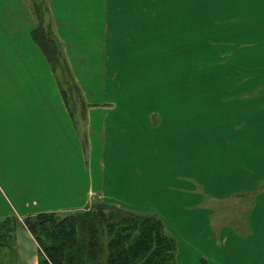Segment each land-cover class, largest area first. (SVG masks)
<instances>
[{"label":"rangeland","instance_id":"374dc122","mask_svg":"<svg viewBox=\"0 0 264 264\" xmlns=\"http://www.w3.org/2000/svg\"><path fill=\"white\" fill-rule=\"evenodd\" d=\"M25 1L37 25L33 0ZM206 2L109 0L110 15L105 18L106 10H103L99 30L92 32L104 36L95 46L96 55H90L92 66L72 64L63 45L59 47L56 70L49 65L54 76L51 78L55 80L52 93L40 84L27 90L17 85L0 86V111L23 109L24 104L16 99L24 98L30 89L39 95L44 89L55 103L61 95L68 106L82 139L80 152H74L71 160L87 163V173L81 176H85L81 181L91 189L95 180L96 190H91L89 200H103L110 206L105 218L95 219L102 246L97 245L100 250L85 264L109 260L105 245L117 236V222L126 217L135 226L132 230L135 234L144 226L153 227L164 237L175 238L179 251L174 254L173 264H202L203 258L209 264H241L240 261L264 264V241L249 242L239 236L249 223L240 204L248 203L254 194L253 191L241 193V190L255 185L241 182L239 165L242 159L249 161L251 155L258 156L260 162L264 159V134L253 130L243 134L242 139L239 129L229 128V122L238 119L239 100L252 94L254 78L264 80V65L258 70L248 65L234 71L229 64H222L216 51L221 54L225 50L226 54L221 55L227 56L236 46L225 48L223 41L214 36L217 24L212 28L210 23L196 18V15L200 17L198 11ZM41 3L44 22L55 28L50 0ZM157 3L162 9V19L157 18ZM228 26L225 23L221 29L227 30ZM248 46L254 48L256 44ZM105 57L108 65L102 61ZM257 57L259 62H264V56ZM212 58L218 63L210 66ZM11 80L14 79H7L6 83ZM55 103L50 109H58ZM92 146L98 152L95 159H92ZM244 175L249 176L248 168ZM101 180L103 189L96 183ZM81 181L77 182L79 188H83ZM127 183L134 184L132 188L128 186L132 197L117 190L125 191ZM83 196L80 192L64 202L82 206L86 201ZM210 196L216 199L202 202ZM96 201L84 209L59 214L61 217L70 213L85 214L94 210L90 207ZM205 206L217 211L228 209V212L227 215L207 214L209 210L206 214L192 212ZM123 208L130 211L123 212ZM144 214L150 218L144 220L141 217ZM37 215L13 216L20 222L18 228L23 225L28 229L26 218ZM114 224L116 227L109 228ZM76 232L77 241L85 245L89 240L85 228L78 225ZM228 232L230 237L226 238ZM199 236L210 244L220 240L237 241L236 255L222 257L220 252L213 255L218 259L203 257L197 261L199 252L205 249ZM36 241L33 243L26 237L25 244H19L17 239L15 249L7 250L3 246L0 263L33 264L30 261L33 257L34 264H41L47 254ZM85 257L89 259L87 252Z\"/></svg>","mask_w":264,"mask_h":264},{"label":"crops","instance_id":"0c3cea01","mask_svg":"<svg viewBox=\"0 0 264 264\" xmlns=\"http://www.w3.org/2000/svg\"><path fill=\"white\" fill-rule=\"evenodd\" d=\"M108 1L50 0L49 5L55 21L54 30L62 46L65 45L67 57L72 64L78 62L76 63L78 66L89 63L92 66L90 55H96L95 46L104 38L103 35L96 36L92 32L99 30L103 10H106L105 18L110 15ZM157 9L159 12L157 18L162 19L163 15L160 14L162 9L158 3ZM198 14L200 17L196 15V18L208 25L210 23L212 28L217 24L214 36L223 41L225 48L229 45L236 46V50L227 55L229 57L223 56L226 54L225 50L221 53L223 55L216 51L218 58L223 60L222 64H229L234 71H241L248 65H253V68L258 70L260 65H264L257 57L264 56V0H207L206 5L200 7ZM223 23L229 25L227 30L221 29ZM34 27L33 17L25 0H0V86L17 85V88L27 90L40 84L48 93H52L55 87V80L51 78L54 77L53 70L31 36ZM229 40L236 44H229L227 42ZM251 43L256 46L254 48L248 46ZM218 47L219 45L216 49H219ZM104 55L106 56L105 52ZM102 61L108 65L107 57ZM214 62L218 63L212 58L210 66L215 65ZM7 79L14 80L6 83ZM259 87L264 88V80L254 78L252 94L239 100L238 119L229 122V128L240 130L241 133L238 134L242 139L243 134L253 130L255 133L264 134V89L259 91ZM42 91L43 94L39 95L30 89L24 94V98L16 99L17 102L24 104L23 109L0 111V220L14 214L19 218L21 215L27 217L39 213H67L84 209L92 201H96L89 200L93 193L91 190H96L95 180L92 179L93 189L81 181L86 176L87 163L84 160L77 162L71 160L74 152H80L79 144H82V139L69 110L61 95L56 97L59 100L55 103L51 95L44 89ZM54 103L58 109H50L54 108ZM103 115L102 113L101 116ZM241 148L243 151V147ZM97 153L92 146V159H95ZM252 158L255 161H252ZM239 167L241 182L255 184L241 190V193L253 191L254 194L245 205L240 204L243 202L240 200V208L249 223L239 236H244V240L247 238L249 242L252 239L261 242V239L264 241V159L260 162L258 156L251 155L249 161L242 159ZM247 168L248 177L244 175ZM83 174L85 176L81 177ZM79 181L83 188H79L77 184ZM103 182V180L96 182L99 189H103ZM128 186L132 188L134 184L127 183ZM129 187L125 191L123 188L116 189L132 197L129 194ZM80 192L84 194L83 199L86 200L82 206H72L64 202L77 197ZM209 199L216 198L210 196L202 202L206 203ZM208 210L210 212L207 214L211 215H227L228 212V209L217 211L208 206L192 209V212L194 215L206 214ZM251 229L253 235H250ZM225 236L229 238L230 232ZM26 237L33 243L36 241L32 233L21 225L16 230V241L18 239L19 244H25ZM198 239L201 247L205 249L199 252L197 261L202 257L218 259L219 257L213 258V255L220 252H223L222 257L236 255L237 241L220 240V243L210 244V241L207 242L201 236ZM244 245L247 246V243ZM30 261L34 264L33 257ZM240 263L247 264L243 261Z\"/></svg>","mask_w":264,"mask_h":264},{"label":"trees","instance_id":"16d2710c","mask_svg":"<svg viewBox=\"0 0 264 264\" xmlns=\"http://www.w3.org/2000/svg\"><path fill=\"white\" fill-rule=\"evenodd\" d=\"M40 3H37L36 0L32 1L38 23L36 22L37 25L31 31V36L40 47L48 64L53 70H56V63L59 60L57 55L59 47L61 49L62 45L54 28L44 22L43 4ZM66 66L68 68V65ZM108 206L105 201L99 200L91 205L90 208L93 207L94 210H88L85 214L70 213L61 217L58 212H50L26 218L28 229L47 254V259L41 264H85L90 262L92 255L100 250L97 245L102 246L99 242V230L95 219L105 218ZM123 210L130 211L125 208ZM141 217H144V220L147 217L150 218L145 214ZM117 223H119L117 236H114L105 245L110 256L109 260L100 262V264H173L174 254L176 252L178 254L179 251L175 238L164 237L155 232L153 227L144 226L139 234H135L132 232L135 226L129 217L123 218ZM19 225L20 222L13 215L0 220V248L15 249L16 230ZM78 225L83 226L87 232L89 240L85 245L76 239ZM113 227L116 225L109 226V228ZM4 238L6 241L3 240ZM86 252L89 259L85 257ZM202 264H209V262L203 258Z\"/></svg>","mask_w":264,"mask_h":264}]
</instances>
